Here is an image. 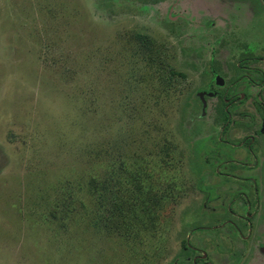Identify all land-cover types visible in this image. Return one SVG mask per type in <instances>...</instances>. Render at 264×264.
Here are the masks:
<instances>
[{
	"label": "rangeland",
	"instance_id": "obj_1",
	"mask_svg": "<svg viewBox=\"0 0 264 264\" xmlns=\"http://www.w3.org/2000/svg\"><path fill=\"white\" fill-rule=\"evenodd\" d=\"M238 1L0 0V264H174L185 241L228 240L226 263L264 264V191L255 226L237 235L223 224L239 216L204 213L199 189L214 197L215 186L200 177L213 172L221 187L233 176L214 123L217 98L205 111L197 98L211 57L226 73L223 87L242 59L255 84L264 74V61L250 60L264 55V16ZM242 81L243 109L255 114L264 86ZM189 100L196 110L183 121ZM94 177L112 192L102 185L92 200ZM72 185L83 186L85 206L73 200ZM169 190L173 204L162 195ZM160 195L158 233L137 226L124 236L118 221L103 225L117 217L115 201ZM247 197L256 214L257 194Z\"/></svg>",
	"mask_w": 264,
	"mask_h": 264
},
{
	"label": "flooded vegetation",
	"instance_id": "obj_2",
	"mask_svg": "<svg viewBox=\"0 0 264 264\" xmlns=\"http://www.w3.org/2000/svg\"><path fill=\"white\" fill-rule=\"evenodd\" d=\"M233 3L250 6V8L253 9L252 17L264 16V0H244ZM213 25L215 24L213 23ZM243 56L245 55H242V57ZM263 56H259L260 58H258L256 55H253V57H255L254 59L257 58L258 60H255V63L259 64L260 61H264ZM212 60L218 62L215 58V54L211 57L210 62ZM243 60L245 59H242V61L240 60L236 66H233V76L228 81L226 87H223L225 83L223 77L226 76V73L223 72L224 70L221 68V75H215V81L210 82L209 80V83L203 88H200L197 93V98L203 107L204 103L207 104L208 99L217 98L214 123L216 126L222 128V134H225L226 136L224 141L219 140L221 141L219 145L223 143L224 147L229 150L228 153L230 152V161L226 164L230 167L233 174V176L226 179V183L221 187L217 184H213V172H208L210 176L200 177V184L202 182L207 186H215V196L212 197L211 192H207L199 185V189L207 195L202 208L204 213L209 215L239 216L238 220L230 219L223 224L228 225L233 231V234L237 235H241L244 227L251 228L255 226L253 219L254 217H258L259 209L261 210L262 205V201H260V191H264V173L260 174L258 177L254 176L255 171L259 172L260 170L261 172V170H264V103L262 102L264 98H260V100H255L253 102L256 111L255 114L249 112L248 109H243V104L246 99L243 95L247 84L242 81L246 78L248 79V83L257 87H263L264 81L261 83V80H264V74L259 77V84H255L254 80H251L249 76L244 75V73L249 74L252 73V71L249 70L245 64L246 61ZM242 62H244V64H241ZM218 63L220 65V62ZM238 68L243 70V72H238ZM254 70L257 71V68ZM218 77L223 79L222 85L217 84L216 80ZM220 95L225 96L224 100L227 103L225 114L223 116H220L217 111L218 103L220 102ZM216 158H219V154ZM234 173H236L237 176H235ZM207 177H212L210 183L202 181V179ZM248 181H253V186H256L254 190L255 192H252L247 186V184H249ZM248 193H255L259 198L260 203L256 214L249 211L251 203L247 197ZM230 196H234L235 198L227 204L226 202ZM214 203L217 204V207L213 206ZM239 205L246 211L245 216L243 217L240 213L241 210L238 209ZM192 244L193 243H190V241L182 243L181 248L183 249L182 252H184V257L183 259L178 258L179 260L177 259L174 264H229L226 263V261L228 260V254L232 252L231 246L234 242L229 240L221 243L208 242L207 246ZM221 245L229 246L230 250L226 246L225 248H222L223 246ZM221 254L226 255V257H220ZM180 260L182 263H179ZM247 264H249V262Z\"/></svg>",
	"mask_w": 264,
	"mask_h": 264
},
{
	"label": "trees",
	"instance_id": "obj_3",
	"mask_svg": "<svg viewBox=\"0 0 264 264\" xmlns=\"http://www.w3.org/2000/svg\"><path fill=\"white\" fill-rule=\"evenodd\" d=\"M138 1H140L142 3L148 2V0H138ZM139 43H141V45H144L143 48H148V51L152 50V47H153L152 43L147 44L146 40H141V41L139 40ZM141 50H143V49L141 48ZM250 60H254L253 55H251ZM243 61H246V60H243ZM210 64H211V76L209 77V80H210V82H214L215 81V75H221L222 71H221V67H220L219 63L216 62L215 60H212L210 62ZM241 64H244V62H242ZM238 69H237L238 72H243V70H241L240 68H238ZM172 75H173V73H172ZM174 75L177 77H181L183 79H185V77H186L184 74H181V73L180 74L174 73ZM263 81L264 80L262 79L261 83H263ZM224 97H225L224 95H220V102L218 103V107H217V111L220 114V116H223L225 114V109L227 107V103L225 102ZM191 109L194 111L196 110V108L194 107L191 100H189L185 103V109H184L185 113H184V117L182 118L183 121L187 117L186 112L190 111ZM219 122H220V117H219ZM97 182L98 181L94 177L88 183L89 184L88 185L89 190L92 194L91 195L92 197H90V198L92 200H94V199L96 200V197H97V199H99L100 193L104 190H106L108 192H112V190L109 189L108 184H102V185H104L103 186L104 188H102V191H100V188L102 187V185H100V184L98 185ZM81 187H83V186L80 185V188H79L78 186L72 185L71 188L73 190H75V189L78 190V192L75 191L76 192L75 193V192H71V190H70L69 193L72 195L73 200L75 199L77 201H83V204L85 206L84 202L86 200L84 198L80 197V195H82V193L84 192V190H81ZM151 191H152V189H151ZM145 193H146V190H145ZM162 195H165L166 197H168V202H169V203L167 202L168 204L174 203L175 199L172 198L173 197L172 190H169V192H167L165 194L163 193ZM162 195H160V197H158V196L153 197L150 202L146 201L145 204H137L136 202L130 203L131 200L130 201L124 200L123 204L120 206V204L116 203V201H115L113 207H111L110 209L112 211H114L115 214H117V217L115 215L112 216L111 214H109L107 216V218L104 221H102L103 225L105 224L106 226H108V225L114 224L116 221H118L119 225L123 224V226L121 225L120 227H117V229L119 231L121 229L124 230L126 232V234L123 233L124 236L134 235L133 231H135L139 228L137 226L146 227V228L154 227V228H152V229H154V230H152V234L155 232L158 233V228H156V226L157 227L160 226L162 221L160 220V217L155 216V212H159V211L163 210V205H164L163 201L166 199V197L164 199V197H162ZM72 197L70 200L71 202H72ZM66 207H68V206L64 205V210H66ZM74 209H75V207H74ZM74 209L72 210V214L74 213ZM149 211H151V212H149ZM110 213H112V212H110ZM70 216L71 215H69V218H70ZM101 219L102 218L100 216L95 215L93 218L94 225L98 226ZM128 231H130V234H128ZM135 239L142 240L141 236H139V235H136ZM185 242H187V241H185Z\"/></svg>",
	"mask_w": 264,
	"mask_h": 264
},
{
	"label": "water",
	"instance_id": "obj_4",
	"mask_svg": "<svg viewBox=\"0 0 264 264\" xmlns=\"http://www.w3.org/2000/svg\"><path fill=\"white\" fill-rule=\"evenodd\" d=\"M216 82H217L218 85L219 84L222 85L223 79L221 77H218L217 80H216ZM206 107H207V104L204 103V107H203V110L204 111H205Z\"/></svg>",
	"mask_w": 264,
	"mask_h": 264
}]
</instances>
